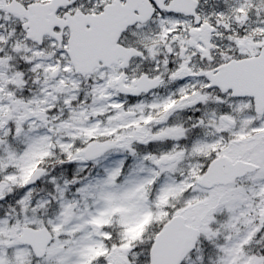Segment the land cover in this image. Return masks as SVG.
I'll return each instance as SVG.
<instances>
[{
  "label": "snow or ice",
  "instance_id": "snow-or-ice-1",
  "mask_svg": "<svg viewBox=\"0 0 264 264\" xmlns=\"http://www.w3.org/2000/svg\"><path fill=\"white\" fill-rule=\"evenodd\" d=\"M0 264H264V0H0Z\"/></svg>",
  "mask_w": 264,
  "mask_h": 264
}]
</instances>
